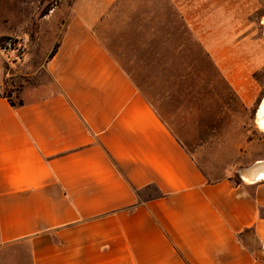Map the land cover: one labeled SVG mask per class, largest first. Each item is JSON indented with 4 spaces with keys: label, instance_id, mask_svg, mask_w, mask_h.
Returning a JSON list of instances; mask_svg holds the SVG:
<instances>
[{
    "label": "crops",
    "instance_id": "obj_1",
    "mask_svg": "<svg viewBox=\"0 0 264 264\" xmlns=\"http://www.w3.org/2000/svg\"><path fill=\"white\" fill-rule=\"evenodd\" d=\"M259 6L73 0L33 23L41 68L0 57V90L17 94L0 95V249L29 264H264V179H212L188 148L221 135L227 90L239 110L259 102ZM17 73L43 77L15 89Z\"/></svg>",
    "mask_w": 264,
    "mask_h": 264
},
{
    "label": "rangeland",
    "instance_id": "obj_2",
    "mask_svg": "<svg viewBox=\"0 0 264 264\" xmlns=\"http://www.w3.org/2000/svg\"><path fill=\"white\" fill-rule=\"evenodd\" d=\"M73 0H0V37L14 41L15 47H20L19 57L11 52L0 53L3 65L11 70L14 64L32 55V68H41L45 56L42 51L44 45L37 50L31 51L28 43V36L34 33L32 24L39 21L51 7L60 6L62 3L71 5ZM259 11L255 21L257 22L258 35L255 40L260 39L264 48V0H259ZM216 28L217 25H213ZM36 30L39 24L33 25ZM38 27V28H37ZM5 69V67H4ZM42 70V69H41ZM40 70V71H41ZM39 71V72H40ZM42 74V73H41ZM33 78L23 74H13L6 80L15 82V89L22 85L31 83L38 76ZM253 78L263 86V92L259 97L257 105L251 109L238 108L237 102L226 91V112L225 120L220 119V136L206 137L205 151H197L189 145V153L197 165L212 179L223 176L237 177V171L245 164L251 162L255 157L264 156V132L261 131L256 123V112L264 99V67L258 72L253 73ZM34 79V80H33ZM8 87V86H7ZM0 90V94L16 100V90L7 88ZM224 122V125H223ZM225 132V135H222ZM203 139V140H204ZM253 147H249L250 141ZM0 264H29L26 249L21 248H2L0 249Z\"/></svg>",
    "mask_w": 264,
    "mask_h": 264
},
{
    "label": "water",
    "instance_id": "obj_3",
    "mask_svg": "<svg viewBox=\"0 0 264 264\" xmlns=\"http://www.w3.org/2000/svg\"><path fill=\"white\" fill-rule=\"evenodd\" d=\"M237 175L243 182L251 184L264 179V161H257L246 168L239 169Z\"/></svg>",
    "mask_w": 264,
    "mask_h": 264
},
{
    "label": "built area",
    "instance_id": "obj_4",
    "mask_svg": "<svg viewBox=\"0 0 264 264\" xmlns=\"http://www.w3.org/2000/svg\"><path fill=\"white\" fill-rule=\"evenodd\" d=\"M20 47H15L14 41L8 38H0V53L11 52L15 57H19Z\"/></svg>",
    "mask_w": 264,
    "mask_h": 264
},
{
    "label": "bare ground",
    "instance_id": "obj_5",
    "mask_svg": "<svg viewBox=\"0 0 264 264\" xmlns=\"http://www.w3.org/2000/svg\"><path fill=\"white\" fill-rule=\"evenodd\" d=\"M263 24H264V18H263ZM255 123H256L257 127L261 131L264 132V99L261 102V104L257 110Z\"/></svg>",
    "mask_w": 264,
    "mask_h": 264
},
{
    "label": "trees",
    "instance_id": "obj_6",
    "mask_svg": "<svg viewBox=\"0 0 264 264\" xmlns=\"http://www.w3.org/2000/svg\"><path fill=\"white\" fill-rule=\"evenodd\" d=\"M0 38H1V37H0ZM57 48H58V44H56V45L53 47V49H52V51L50 52L48 58H52V56H53L54 53L56 52ZM0 95H1V94H0ZM2 96H4V95H2ZM4 97H6V98L8 99L9 103H10L12 106H15V103L12 101V99H11L10 97H7V96H4ZM231 180H233L236 184H239V183H240L239 179H238L236 176H234V178L231 177Z\"/></svg>",
    "mask_w": 264,
    "mask_h": 264
}]
</instances>
